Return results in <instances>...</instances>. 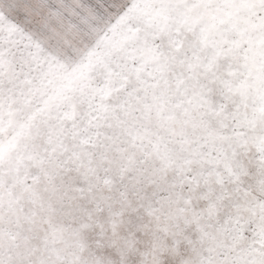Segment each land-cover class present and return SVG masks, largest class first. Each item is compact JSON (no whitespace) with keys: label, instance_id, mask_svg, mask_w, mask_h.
<instances>
[{"label":"snow or ice","instance_id":"6c2138e0","mask_svg":"<svg viewBox=\"0 0 264 264\" xmlns=\"http://www.w3.org/2000/svg\"><path fill=\"white\" fill-rule=\"evenodd\" d=\"M0 264H264V0H0Z\"/></svg>","mask_w":264,"mask_h":264}]
</instances>
